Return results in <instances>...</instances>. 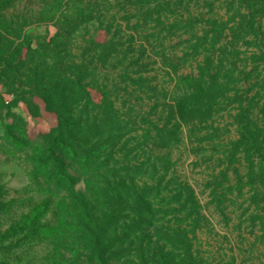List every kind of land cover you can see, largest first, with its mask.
<instances>
[{
	"label": "rangeland",
	"instance_id": "obj_1",
	"mask_svg": "<svg viewBox=\"0 0 264 264\" xmlns=\"http://www.w3.org/2000/svg\"><path fill=\"white\" fill-rule=\"evenodd\" d=\"M137 1L0 0V264H93L86 253L70 250L69 236L55 246L50 232L59 225V200L43 179L34 180L28 160L33 156L30 142L58 124L59 102L50 97V89L69 77H85L95 100L102 91L110 92L115 105L139 126L142 116L157 126L154 139L167 141L165 146L144 145L132 156L153 153L169 159L171 173L195 191L205 218L196 249L204 259L210 264H264V205L258 188L245 179L242 151L233 147L235 103L256 90L248 84L231 89L240 92L237 96L219 94L212 108L203 110L201 122L182 123L176 97L196 91L176 87L181 75L194 73L197 66L183 63L188 47L182 43L188 37L150 27L146 18L153 8L130 5ZM55 3L62 4L56 14ZM80 11L87 12V23L78 17ZM41 64L49 72L44 67L36 72ZM20 119L21 126L12 132L10 126ZM16 142L27 148L14 157L9 152H18ZM228 153L235 157L232 164ZM219 185L228 191L215 189ZM77 190H84L83 183ZM40 211L37 224L31 225Z\"/></svg>",
	"mask_w": 264,
	"mask_h": 264
},
{
	"label": "trees",
	"instance_id": "obj_2",
	"mask_svg": "<svg viewBox=\"0 0 264 264\" xmlns=\"http://www.w3.org/2000/svg\"><path fill=\"white\" fill-rule=\"evenodd\" d=\"M130 5L153 8L156 17L149 13L146 18L150 27H167L175 37H188L182 43L188 47L183 63L197 66L194 73L181 75L176 87L196 91L176 97L182 123L201 122L203 110H210L219 94L237 96L240 92L231 89L248 84L256 90L253 97L241 95L235 103L239 106L233 147L242 151L245 179L258 188L264 205V0H138ZM61 6L53 5L54 14ZM85 12L78 17L87 23ZM84 79L54 83L50 97L59 102L58 124L30 142L34 180L43 179L59 200V225L50 232L55 246L69 236L70 250L86 253L93 264H210L196 249L205 218L195 191L171 173L169 159L153 153L142 159L132 156L144 145L165 146L167 141L154 139L157 126L143 116L139 126L108 91L95 100ZM22 121L10 126L11 131ZM16 143L18 152H9L14 157L27 148ZM228 156L232 164L235 157ZM80 183L82 191L77 190ZM219 186L215 189L228 191ZM220 196L214 193L219 201ZM41 215L37 213L31 225Z\"/></svg>",
	"mask_w": 264,
	"mask_h": 264
}]
</instances>
